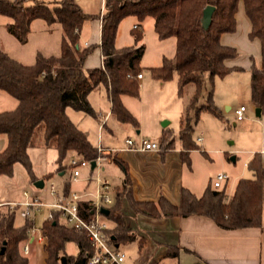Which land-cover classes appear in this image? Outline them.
Wrapping results in <instances>:
<instances>
[{"label":"trees","instance_id":"1","mask_svg":"<svg viewBox=\"0 0 264 264\" xmlns=\"http://www.w3.org/2000/svg\"><path fill=\"white\" fill-rule=\"evenodd\" d=\"M240 1L251 23L249 37L260 41L264 57V0H104L100 16V43L88 46L80 45V33L85 22L94 16L84 13L75 0H0V15L9 19L6 29L21 43L26 42L30 22L35 18H41L48 24L57 22L62 28L60 53L49 56L38 54L32 64L21 63L0 48V90L16 100L14 107L0 111V134L6 138V144L0 151V175L11 176L16 162L31 175L33 170L27 149L32 146L56 151V171L68 167L71 152L87 160L96 157V145L70 119L67 109L96 117L88 95L98 86L105 88L111 113L119 121L137 124L121 97L139 95L140 83L134 76L141 72L144 46L137 45L142 29L136 27L131 30L134 44L115 46L118 24L125 16H133L136 26H142L150 17L159 39H175L174 55L164 57L158 66L148 67L152 76L165 81L175 75L180 96L187 84L194 85V91L179 117L177 136L183 149L181 155L197 148L192 135L202 112L213 114L228 128L230 122L213 101L212 83L215 77H223L239 69L226 65L225 61L235 58L238 52L235 47L222 44L220 36L235 31V14ZM207 5H212L214 10L209 26L203 28L202 13ZM96 46L100 47L104 68H84L86 56ZM249 74L250 100L254 105L263 107L264 66L253 64ZM206 77L211 84L209 88L204 83ZM173 143V133L162 130L160 145L172 148ZM117 162L124 176L108 214L112 223L109 232L116 242H126L133 236L122 222L120 206L123 196L133 209L147 211L152 216L167 208L170 214L210 217L219 226L228 229L261 224L264 158L259 152L254 153L247 163L252 177L237 179L230 195H227L223 185H208L200 195L182 188L179 204H168L166 207L163 206V197L155 203L134 201L129 194L126 167L124 163ZM51 174L49 172L46 176ZM69 188L70 185L65 184L63 192L66 193ZM16 216L17 210L0 213V264H32L30 256L23 255L20 248L27 237L28 221L23 219L18 224ZM44 226L47 236L45 264H86L91 247L84 232L64 223L45 221ZM68 242L76 245V254L66 252Z\"/></svg>","mask_w":264,"mask_h":264},{"label":"crops","instance_id":"2","mask_svg":"<svg viewBox=\"0 0 264 264\" xmlns=\"http://www.w3.org/2000/svg\"><path fill=\"white\" fill-rule=\"evenodd\" d=\"M103 8L104 0H101L99 15H94L93 18L85 22L83 25L84 27L96 18L93 30L94 35H96L94 36V40H83L80 33L81 46H88L91 44L98 45L100 43V15ZM235 18V31L222 33L220 36V42L224 45L236 48L238 55L235 58L226 60L225 63L229 67H238L239 69L232 70L225 76H232L236 71H247L249 73L250 67L253 64L258 67L264 66L260 41L257 38L252 39L249 37L251 23L245 14L242 1L238 3ZM134 25H136V23L133 24V27ZM136 28L142 29V26H136ZM139 44H141V41L137 43V45ZM115 46L121 47L116 45V43ZM95 48L99 53L98 62L94 65L86 63V59L91 53L90 52L83 62L84 68L90 69L100 66L102 53L99 46H96ZM221 78L222 77H220V79ZM143 79L144 75H142L139 83H141ZM102 89L105 91L108 108L105 113H103L101 109L95 110V119L98 123L97 143L99 142L102 146L113 150L112 158L110 157V159L105 163L103 173L107 179V169L112 171L114 174L122 173L119 181L111 184L113 200L117 192L121 189V180L124 176L121 165L117 161L124 163L126 167L129 194L136 202L155 203L160 197H163L165 200L163 201V206L166 207L168 204H179L180 190L182 188H187L194 193L192 171H186L188 164L186 157H189V154L193 151H202L199 149L198 145L197 148L189 150L184 156L181 155L183 149L181 148L178 136H173L174 143L172 148H163L161 146V150L159 151L128 148L125 142L127 138H131L136 142L147 138H134L131 135L133 132H140L138 129L135 130L138 125V121L136 125L130 122H121L111 113V103L105 88L102 86L96 87L89 93L88 99L90 104L93 103V98L91 97L92 93L100 92ZM125 96L127 95H123L121 100L126 107L123 101ZM137 97L139 98V95ZM213 98L214 103L220 109L223 116L230 122V126L228 128L237 127L239 125L238 123L241 122L239 128L240 135L238 137L242 140H249V149L241 150L242 152L249 154L245 161V164L247 165L248 161L254 156V153L264 150V106L261 107L259 116L255 115V111L254 114L250 115L246 108L245 118L237 121L234 118V110L243 103L232 106L228 100V96L223 97L217 95L215 91H213ZM15 104L16 100L13 99V97L0 90V111L10 109L14 107ZM223 106L226 107L225 111L221 110ZM253 106L256 107L254 104ZM228 128L223 126V129ZM114 132H119L120 135L123 134L124 136L120 139H115L113 136ZM176 135H178V130ZM199 138L201 139L202 137L198 136L197 139L200 140ZM237 139L238 138H235L231 143L235 144ZM5 144L6 138L4 135L0 134V151L4 148ZM42 148L44 147L32 146L27 149L33 170L31 175L28 174L24 166L18 162L13 164L11 176L5 174L0 175V202H20L23 200V191L28 190L30 183H33L34 185L36 180L41 179L43 181L44 178L46 179L52 176L53 173L49 177L46 176L47 173L45 166L44 168L38 166L39 153L37 150H41ZM202 152L206 154L205 151ZM230 159L235 161L236 156L232 155ZM67 169H69V166L65 169L58 170L57 172L63 174ZM248 170L250 174L249 177H252V171L249 168ZM239 178L240 177L235 179L234 185ZM228 179L229 176L227 175V179L222 182L224 187H226ZM67 180L68 178L64 181V185L67 184ZM234 185L229 191L225 188L227 195L232 193ZM81 186L82 185L80 183L78 188ZM2 187H5L4 192L1 191V189H3ZM63 189L64 186L57 192H61ZM36 193L41 199H43L40 196V192L37 191ZM51 198L52 197L49 195L43 200H51ZM107 209L109 210V208ZM120 210L124 227L130 231L131 235H133L132 238L126 242H118L120 244V248L126 255L123 264L126 262L127 254L131 251H134L136 254L133 264H264V207L262 211L261 224L259 226H247L231 229L223 228L210 217L201 214L181 216L170 214L167 208L158 215L152 216L147 211L133 209L126 196L121 198ZM108 214H105L107 218ZM108 220L110 221L109 218ZM22 222L23 219L21 218V222L18 224H21ZM109 224L111 227V221ZM44 246L45 245L42 244H34L32 246V251L36 248L44 250ZM30 255L31 254H29V256Z\"/></svg>","mask_w":264,"mask_h":264},{"label":"rangeland","instance_id":"3","mask_svg":"<svg viewBox=\"0 0 264 264\" xmlns=\"http://www.w3.org/2000/svg\"><path fill=\"white\" fill-rule=\"evenodd\" d=\"M42 1L53 2L55 0ZM76 2L83 12L93 16L99 15L101 0H76ZM151 19L148 17L142 25L140 41L144 46V51L140 66L142 67L141 73L144 75V79L140 83L139 98L127 95L123 98V101L138 121L135 130L138 129L140 132H133L131 135L134 138L144 137L148 141L159 143L162 130H170L173 132V136L177 137L179 115L183 113L185 103L194 91V85L192 83L187 84L180 96L175 75L165 81L158 80L152 76L148 67L158 66L162 64L164 57L171 58L174 55L175 39L173 37L159 39L153 30ZM95 20L96 18L82 28L81 36L83 40H94V36H96L93 32ZM8 21V17L0 15V48L10 57L24 64H32L38 54L49 56L60 53L62 28L59 23L48 24L41 18L33 19L30 22L27 40L21 43L7 31L6 24ZM135 23L136 20L133 16H125L119 21L115 38L116 45L134 44L131 29ZM98 57L99 53L95 48L88 55L86 63L94 65L98 62ZM204 81L206 87L209 88L211 84L208 77ZM212 88L217 95L228 96L232 106L243 103L247 108V112L250 115L254 114L255 107L250 100L249 73L247 71H236L232 76H224L221 79L220 77H215ZM204 92L203 95L205 96ZM91 97L93 98V103L91 104L93 109H101L105 113L108 108L105 91L102 89L100 92L92 93ZM200 101H203V97L200 98ZM221 110L225 111L226 107L223 106ZM67 111L70 119L84 130L90 142L96 145L98 141V123L95 117L72 109H67ZM240 123H238L237 127L223 129L222 121L213 114L205 111L200 114L199 120L194 125L193 139L199 149L205 151L206 154L200 150L191 152L189 157H187L188 164L186 169V171H192L195 194L199 195L208 185L212 186V181L219 172H224L229 176L225 187L227 191L232 189L236 178H247L250 176L248 167L245 164L249 154L241 151L249 149V140L239 139ZM113 136L115 139H120L124 135L114 132ZM198 136L202 138L198 140ZM235 138H238L236 143H231ZM37 152L39 153L38 166L43 168L45 166L46 173L51 171L53 174L49 178H44L43 184L39 188L34 187L33 183H30L28 190L32 194H37L36 192L38 191L40 196L46 199L49 196L48 191L50 188L56 191H60L63 188L64 181L68 178L70 170L67 169L63 174L55 171L57 165L54 162L56 158L54 149L42 148L37 150ZM232 155L236 156L235 161L230 159ZM82 171H87V169H82ZM106 176L110 183L114 184L119 181L122 173L114 174L107 169ZM79 186L80 181L71 183V188H78ZM2 188L1 191L4 192L5 187ZM15 220L17 223L21 222L18 214ZM39 221L38 219L37 225H40ZM106 221L110 222L108 218H106ZM65 250L68 254H76L78 251L76 245L72 242L66 243ZM30 254L29 259L32 264H45V250L36 248ZM135 258V252H129L124 264H133Z\"/></svg>","mask_w":264,"mask_h":264},{"label":"built area","instance_id":"4","mask_svg":"<svg viewBox=\"0 0 264 264\" xmlns=\"http://www.w3.org/2000/svg\"><path fill=\"white\" fill-rule=\"evenodd\" d=\"M103 12V11H102ZM102 14V13H101ZM101 16V15H100ZM136 27V25H134ZM100 67L104 68L103 56ZM127 76H132L127 74ZM142 73L134 76L138 81ZM245 105H239L234 110V118L239 121L245 118ZM200 139V138H199ZM130 149L161 150L158 142L141 139L139 142L131 138L125 140ZM96 157L87 160L75 152L68 159L69 173L67 183H81L80 188H69L65 193L53 188L48 191L51 200H43L29 190L22 193L20 202H0V213L17 210V214L28 221L26 239L21 243V253L29 255L34 244L45 245L47 242L45 221L64 223L65 225L85 233L91 247L86 264H123L125 252L120 248L109 232L110 224L102 209H107L113 202L112 185L104 176L105 163L110 159L113 150L101 143L96 144ZM264 158V150L259 151ZM87 169V171H82ZM227 179V174L219 172L212 181L214 187H220ZM40 225H37V220Z\"/></svg>","mask_w":264,"mask_h":264},{"label":"water","instance_id":"5","mask_svg":"<svg viewBox=\"0 0 264 264\" xmlns=\"http://www.w3.org/2000/svg\"><path fill=\"white\" fill-rule=\"evenodd\" d=\"M214 10V7L212 5H207L204 9H203V13H202V26L203 28H207L211 22V16H212V12ZM260 110L261 107L260 106H256L255 107V115L259 116L260 115ZM43 184V181L41 179H38L34 182V186L35 187H41ZM102 212L104 214H108L109 210L108 209H102ZM3 250V248H2Z\"/></svg>","mask_w":264,"mask_h":264}]
</instances>
